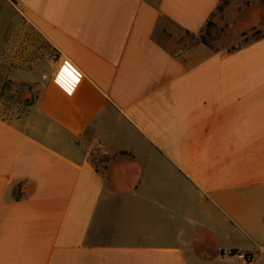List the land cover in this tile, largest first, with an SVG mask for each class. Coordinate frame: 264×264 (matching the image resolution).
<instances>
[{
    "label": "crops",
    "instance_id": "crops-1",
    "mask_svg": "<svg viewBox=\"0 0 264 264\" xmlns=\"http://www.w3.org/2000/svg\"><path fill=\"white\" fill-rule=\"evenodd\" d=\"M222 1L0 0V97L37 94L0 109V264H264V34L225 53L187 38ZM20 36L48 52L17 60ZM135 209L152 227L122 242Z\"/></svg>",
    "mask_w": 264,
    "mask_h": 264
},
{
    "label": "rangeland",
    "instance_id": "rangeland-1",
    "mask_svg": "<svg viewBox=\"0 0 264 264\" xmlns=\"http://www.w3.org/2000/svg\"><path fill=\"white\" fill-rule=\"evenodd\" d=\"M246 2L248 1L223 0L219 9L215 11L214 15L208 20L207 24L198 34L205 36L206 41L212 50H221L224 53L230 52L253 42L264 34V26L261 27L260 25L262 22L264 24V0H253L255 3L254 6L249 5L248 9H242L244 8L242 4ZM235 3L238 4V7H241L240 10L235 9ZM221 9H223V11L219 12ZM241 34H245V36L242 37ZM15 52L18 56L16 57L17 60L22 61L30 59L32 60L31 62L35 63L36 60H41L48 51L43 43L36 37L29 38L28 36H20L17 40ZM25 76L28 79L31 77V80L34 81L36 80L38 73H33L31 75L25 74ZM1 95L0 109L3 115L7 118H16L25 114L30 104L34 101V96H37V94L30 91L28 87L15 84H7L6 89ZM132 139L135 145H138L136 143L137 138L133 137ZM90 157L95 167L100 171H103L104 169L107 170L108 166L111 164L110 159L104 157L99 152L92 153ZM135 204H137V202ZM140 204L142 203L138 201L137 205ZM175 206V211L181 212L180 208H183V203L176 202ZM178 206L179 208H177ZM126 218V228L123 231L120 241L141 243L144 236V234H142L144 231H141V229L142 227L144 229H151V217L149 215L145 216L140 210L136 211L135 209V212L133 211L132 214L127 215ZM175 222V225L181 224L180 219L177 217L175 218ZM186 227L187 226H185V228ZM180 229L181 228L173 226V222H171L170 218L165 219L164 217L160 219L158 218V226L157 228H154V230H158L157 237H160L159 242L172 244L177 242L176 236ZM237 237L243 243H248V240L244 235H237Z\"/></svg>",
    "mask_w": 264,
    "mask_h": 264
},
{
    "label": "built area",
    "instance_id": "built-area-1",
    "mask_svg": "<svg viewBox=\"0 0 264 264\" xmlns=\"http://www.w3.org/2000/svg\"><path fill=\"white\" fill-rule=\"evenodd\" d=\"M57 72L53 71L54 82L67 95H71L73 93L74 87L68 83H65ZM42 80H46V76H42ZM234 256L241 264H249L252 261V256L249 253H236Z\"/></svg>",
    "mask_w": 264,
    "mask_h": 264
},
{
    "label": "trees",
    "instance_id": "trees-1",
    "mask_svg": "<svg viewBox=\"0 0 264 264\" xmlns=\"http://www.w3.org/2000/svg\"><path fill=\"white\" fill-rule=\"evenodd\" d=\"M241 36L244 37L245 34H241ZM187 38L189 39L188 43H190V44L200 43V44H203V45H205V46H207V47L210 48V46L208 45V43H207V41H206L205 36H203V35H187ZM256 40H257V39H256ZM210 49H211V48H210ZM234 50H235V49H234ZM7 84H9V85H13V84L10 83V82H6V83L3 85L2 92L6 89V85H7ZM1 96H2V95H1ZM35 98H36V97L34 96V99H35ZM30 105H31V104H30ZM19 198H20V196H15V199H16V200H18ZM236 253H237V251H234V250L228 252V254H229L230 256H233V255H235Z\"/></svg>",
    "mask_w": 264,
    "mask_h": 264
},
{
    "label": "snow or ice",
    "instance_id": "snow-or-ice-1",
    "mask_svg": "<svg viewBox=\"0 0 264 264\" xmlns=\"http://www.w3.org/2000/svg\"><path fill=\"white\" fill-rule=\"evenodd\" d=\"M63 71L67 72V71H68V69H64ZM71 79H72V80H75V77H74V76H72V77H71Z\"/></svg>",
    "mask_w": 264,
    "mask_h": 264
}]
</instances>
